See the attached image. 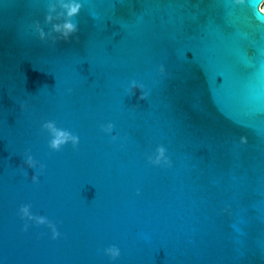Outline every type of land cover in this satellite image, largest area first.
I'll use <instances>...</instances> for the list:
<instances>
[{"label":"water","instance_id":"water-1","mask_svg":"<svg viewBox=\"0 0 264 264\" xmlns=\"http://www.w3.org/2000/svg\"><path fill=\"white\" fill-rule=\"evenodd\" d=\"M261 2L0 0V264H264Z\"/></svg>","mask_w":264,"mask_h":264},{"label":"clouds","instance_id":"clouds-1","mask_svg":"<svg viewBox=\"0 0 264 264\" xmlns=\"http://www.w3.org/2000/svg\"><path fill=\"white\" fill-rule=\"evenodd\" d=\"M259 8L261 11H264V0H262V2L259 4ZM80 10V6L77 5V6H74L70 12V15L72 14H77ZM57 30L60 31L61 29L59 28V26L57 27ZM78 29H77V26L73 23H66L64 26H63V37L65 39L69 38V34L70 33H73V32H76ZM163 67V66H162ZM141 99H144L145 97L142 95L140 97ZM66 139V137H64V134H61V138H58L56 141H54L53 143V146L54 147H59V145L61 143L64 142V140ZM75 139V138H73ZM241 142L242 143H247V137H241ZM25 229H27V226H25ZM57 235H59V233H57ZM116 255H118V252L115 253Z\"/></svg>","mask_w":264,"mask_h":264}]
</instances>
